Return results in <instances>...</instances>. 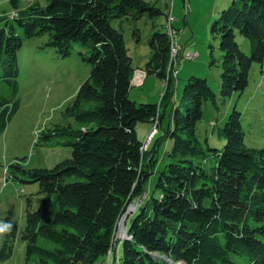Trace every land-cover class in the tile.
Masks as SVG:
<instances>
[{
    "label": "trees",
    "instance_id": "1",
    "mask_svg": "<svg viewBox=\"0 0 264 264\" xmlns=\"http://www.w3.org/2000/svg\"><path fill=\"white\" fill-rule=\"evenodd\" d=\"M8 3L15 16H0V82L7 86V94L0 95V134L19 105L16 28L27 39L45 37L38 49H51L60 58L70 55L73 44L80 45L84 51L78 56L89 68L61 113L74 126L53 125L37 134L39 146L65 139L69 157L48 169L8 164L11 178H26L41 196L35 209L25 199L22 264H106L116 223L136 200L126 223L130 238L111 247L107 264H237L231 255L264 264V147L244 145L235 108L216 131L224 140L221 149L198 144L194 129L201 104L215 107L214 93L205 79L189 76L173 105L171 42L162 24L151 23L148 59L139 69L165 82L161 98L136 104L128 97L138 68L131 66L121 23L113 28L111 22L164 19L162 10L143 0H44L22 10L17 0ZM209 32L220 52L219 98L241 94L251 65L261 66L264 57V0H231ZM235 34L247 41L248 55L240 51ZM131 39L138 42L137 29ZM155 119L160 134L154 138L156 131L143 150L136 125ZM165 139L172 147L146 194L144 185ZM15 232L11 226L3 235L0 261L9 257ZM116 244L120 254L115 259Z\"/></svg>",
    "mask_w": 264,
    "mask_h": 264
},
{
    "label": "rangeland",
    "instance_id": "2",
    "mask_svg": "<svg viewBox=\"0 0 264 264\" xmlns=\"http://www.w3.org/2000/svg\"><path fill=\"white\" fill-rule=\"evenodd\" d=\"M143 1L155 3V6L165 14L164 19L163 17H157L150 21L146 16H143L137 21L127 23L118 20L111 22L113 28H118L121 23L124 43L132 68H141L145 58L148 57L146 40L151 32V23L156 26L162 24L161 28L163 30H160L166 32L167 35L166 16L170 14L173 19L172 26L177 30L186 32V35L178 36L176 39L177 50L173 51V63L169 69V78L173 80L171 74L173 68H176L175 55L196 54V57L192 60L187 61L184 56L178 60L179 69L173 86V105L178 104L177 100L183 84L189 76L205 79L215 97V107L209 101L201 104L202 115L200 120L196 122L194 129V136L198 144L202 148L208 146L218 150L221 149L224 140L216 135V131L222 126L228 112L235 108L240 113V127L243 131L244 145L250 148H263L264 57L261 66L258 64L251 65L248 71L247 86L241 94L232 93L225 99H220L218 96L220 52L217 48V39L213 38L209 29L218 12L226 8L231 0ZM33 3L43 5L44 0H17V9L22 10ZM11 13L14 12L8 0H0V16L8 17ZM183 21L187 24L182 25ZM133 28L138 30L139 40L137 43H134L131 39ZM15 31L21 39L20 48L16 52L18 71L16 98L19 105L17 111L0 134V244L3 235L10 231L11 226L15 227L16 232L11 253L8 258L0 261V264H22L24 262V245L19 239V233L24 224L25 199L29 197L31 209H35L41 199V196L37 194L36 184L29 183L26 178L18 174L15 178L9 176L8 164L18 163L27 169H48L57 162L69 157L70 148L63 144L65 139L56 138L53 139V145L39 146L37 145V134L40 131L52 128L53 125L69 124L74 126L73 121L70 118L63 119L61 113L71 102L79 84L85 80L89 71L88 66L78 56V53L84 51L80 45L73 44L70 55L66 58H60L51 49H38L45 42V37L27 39L23 37L20 29L16 28ZM173 41L175 44L174 38ZM235 41L240 51L248 55L247 41L238 34H235ZM209 45L211 49L208 48ZM209 53L213 61L210 66L208 65ZM137 70L135 69L133 74ZM143 78L139 82V75L133 76V86H130L128 97L131 101L137 100L135 90H142L141 93L146 97L143 101H136V104L144 102L157 103L158 95L162 93L165 82L162 83L156 78L147 76L144 87L136 88L141 85ZM6 94L7 86L0 82V95ZM164 125L165 119H163L162 127ZM150 129L151 125H136V137L143 143V150L147 147L144 142ZM157 131L154 138L160 134L159 126ZM171 147L172 140L170 139H165L160 144L153 173L144 185L146 194L152 190L157 172L163 168L167 161L165 153ZM135 202L139 203V200L132 202L130 205ZM124 227L120 223L119 227L115 228L114 234L116 236L117 233L116 237L123 236ZM117 254H120V246L117 248ZM230 259L237 264H247L243 258L235 255H231ZM107 262L106 259V264Z\"/></svg>",
    "mask_w": 264,
    "mask_h": 264
},
{
    "label": "built area",
    "instance_id": "3",
    "mask_svg": "<svg viewBox=\"0 0 264 264\" xmlns=\"http://www.w3.org/2000/svg\"><path fill=\"white\" fill-rule=\"evenodd\" d=\"M187 4V3H186ZM15 13H11L8 18H12V15H14ZM172 18L170 17V14H168L166 16V24H167V30L173 35V38L175 39V46L176 45V39L178 36L182 35L184 32L182 30H177L176 28H174L172 26ZM184 56V59L189 61V60H192L196 57V54H192V53H186V55H182V56H179V55H175V60H176V68H173V72H172V76H173V80H175V77H176V74H177V71H178V60L179 58H183ZM134 75H139V82L141 81V79L143 78V76L145 75L143 71L141 70H137V72L134 73ZM163 88V87H162ZM162 95V93L159 95V98L158 100L160 99V96ZM157 128H158V122L157 120L155 119L154 122L151 124V129L150 131L148 132L147 134V138L145 140V143L148 145V143L150 142V139L151 137L156 133L157 131ZM112 246H113V243H112ZM111 246V247H112ZM111 247L109 248V251H108V255H107V260L109 259V256H110V252H111Z\"/></svg>",
    "mask_w": 264,
    "mask_h": 264
},
{
    "label": "water",
    "instance_id": "4",
    "mask_svg": "<svg viewBox=\"0 0 264 264\" xmlns=\"http://www.w3.org/2000/svg\"><path fill=\"white\" fill-rule=\"evenodd\" d=\"M137 205H138L137 202H135L133 205H128V206L125 208L124 212H123L122 215L119 217V219H118V221H117V223H116V227H115V228H118L120 223H121V224L123 225V227H124V224L126 223L128 217H129V216L135 211ZM130 207H132V209H130ZM126 233H127V230H126V225H125L123 236L120 237V238H118V237L115 236V234H113V236H112V240H113V242H112V243L115 244V243L118 241V239H119L120 241H123V240H127V239H129L130 237L127 236ZM160 258H162V257L160 256ZM167 262H170V261L168 260ZM175 264H180V263H175Z\"/></svg>",
    "mask_w": 264,
    "mask_h": 264
},
{
    "label": "crops",
    "instance_id": "5",
    "mask_svg": "<svg viewBox=\"0 0 264 264\" xmlns=\"http://www.w3.org/2000/svg\"><path fill=\"white\" fill-rule=\"evenodd\" d=\"M184 24H187L185 21H183L182 22V25H184ZM160 25V24H159ZM158 25V26H159ZM183 35H186V32H184L181 36H183ZM124 38V37H123ZM147 59H148V57L147 58H145V60H144V63L147 61ZM144 63L142 64V66L144 65ZM138 69H140L139 67H137ZM178 69H179V67H178ZM149 77H151V78H154L153 76H149ZM176 78H177V74H176V77H175V80H174V83L176 82ZM147 79V76H144V78H143V81H142V83H141V85L139 86V87H136V88H142V87H144V82H145V80ZM155 79V78H154ZM133 88H135V87H133ZM129 91H130V89H129ZM142 92V90H140V91H136L135 90V96L137 97L136 99L137 100H134L135 102L136 101H143V99L146 97L144 94H142L141 93ZM175 93V92H174ZM158 97H159V95H158ZM144 103H146V102H144ZM117 248H118V244H116L115 245V259L117 258Z\"/></svg>",
    "mask_w": 264,
    "mask_h": 264
},
{
    "label": "bare ground",
    "instance_id": "6",
    "mask_svg": "<svg viewBox=\"0 0 264 264\" xmlns=\"http://www.w3.org/2000/svg\"><path fill=\"white\" fill-rule=\"evenodd\" d=\"M13 16H15V14L12 15V17H13ZM167 35H168V37H169V39H170V42H171L170 63H171V66H172V63H173V56H174L173 51H174V50H177V48H176V46H175V44H174V41H173L172 35H171V33H170L169 31L167 32ZM174 47H175V49H174ZM144 143H145V142H144Z\"/></svg>",
    "mask_w": 264,
    "mask_h": 264
}]
</instances>
